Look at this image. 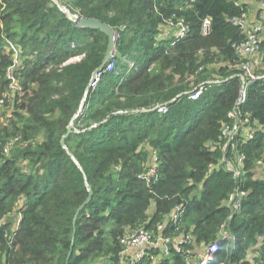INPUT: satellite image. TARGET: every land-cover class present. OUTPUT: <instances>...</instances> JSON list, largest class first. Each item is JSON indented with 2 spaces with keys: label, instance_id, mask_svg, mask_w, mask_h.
<instances>
[{
  "label": "trees",
  "instance_id": "trees-1",
  "mask_svg": "<svg viewBox=\"0 0 264 264\" xmlns=\"http://www.w3.org/2000/svg\"><path fill=\"white\" fill-rule=\"evenodd\" d=\"M60 1L68 13L53 0H0L3 105L14 94L9 116L0 109L6 116L0 123V264H196L199 249L211 243L218 249L208 264H264V79L248 85L242 106L254 131L238 145L244 174L235 180L214 167L221 158L216 143L240 91L239 79L229 77L239 73L233 44L244 34L230 20L246 4ZM70 14L99 19L119 34L113 69H103L94 88L89 83L107 36L78 27ZM172 17L190 28L176 42L172 32L161 34ZM74 57L80 59L70 62ZM217 77L229 79L188 99L185 92ZM165 103L168 112L153 109ZM153 156L157 167L148 179ZM88 185L92 197L73 224ZM235 188L244 192L238 212L224 203ZM228 219L232 253L222 235ZM160 223V235L171 239L168 255L159 247L138 259L126 253L127 229L157 231Z\"/></svg>",
  "mask_w": 264,
  "mask_h": 264
},
{
  "label": "built area",
  "instance_id": "built-area-1",
  "mask_svg": "<svg viewBox=\"0 0 264 264\" xmlns=\"http://www.w3.org/2000/svg\"><path fill=\"white\" fill-rule=\"evenodd\" d=\"M193 1V0H191ZM236 4L244 3L241 0H232ZM259 20L253 25H249L248 11L242 13L240 16L231 18L233 25L238 26L241 32L244 34V38L239 43H234L233 47L236 54L240 59L239 73L233 74L229 78L237 77L240 81V91L239 96L233 105L232 109L228 112V118L230 122L225 124L222 127L221 133L219 135L218 146L221 150V158L219 162L214 166L217 168H223L225 171L231 173L233 179L239 180L244 174L243 164L245 160L244 153L238 150V145L240 141H246L252 138L253 128L250 121V117L247 113L243 112L242 106L247 98V87L250 83L264 79V73H256L253 70V63L260 53L261 43L263 41L264 35V0H259ZM60 8V7H59ZM63 12L68 13L66 7L60 8ZM167 29L172 32L174 37L173 42L183 39L189 33V25L182 18L172 17L167 21ZM201 30L203 34H207L210 31V19L205 18L203 20ZM80 57H74L70 59V62L79 60ZM106 71L113 69V62H108L104 68ZM102 71L98 72L94 79L90 80L89 87L94 88L101 76ZM229 78H211L206 81H202L191 90L185 92L188 99L196 100L198 99L206 89L211 85H219ZM12 87H15L13 81ZM173 99L172 101H174ZM4 100L0 98V105H3ZM169 106L165 104H159L153 107L160 114L168 112ZM247 129V130H245ZM213 146V145H212ZM260 164L261 161H258ZM157 167V161L155 156H153L150 168L146 169L144 175L148 179H151L155 174V168ZM244 195L243 191H240L239 188H235L231 192L225 204L231 209L232 212H238L240 210V200ZM177 207L171 218L176 219L178 217ZM163 228V223L157 225V234L159 237H154L151 233L152 230H146L144 227H137L135 229H127L124 237L121 239L125 251L127 252L130 248H138L139 250L133 254L134 259H138L142 256L145 250L148 247H157L161 248L164 255L169 254V249L167 243L171 241L170 238H163L160 235V230ZM185 238H181L179 241L174 243V248L179 251V245L185 242ZM218 246L216 243H211L206 249L204 254L199 260V264H208L212 259L214 253L217 251Z\"/></svg>",
  "mask_w": 264,
  "mask_h": 264
},
{
  "label": "water",
  "instance_id": "water-1",
  "mask_svg": "<svg viewBox=\"0 0 264 264\" xmlns=\"http://www.w3.org/2000/svg\"><path fill=\"white\" fill-rule=\"evenodd\" d=\"M58 6L60 8H63L62 5L58 4ZM70 19L73 20L74 22H76L78 27H82V28L87 27V28L98 29V30L102 31L103 33H105L107 36L106 52H105L102 63L99 65V67L94 71V73L92 75L91 79H94L96 77L97 73L102 71L105 68L106 64L110 61V59L112 57H114V55L116 53V43H117V39H118L119 34L113 27H111L110 25H108V24H106V23H104L101 20L96 19V18L70 14ZM84 99H85V97H84ZM72 127H73L72 123H70V125L67 127L66 133L61 138L60 143L63 147H65V138L70 134ZM87 187H88V196H87L86 200L77 208L76 213H75V217L73 220V224H75L76 217H77L78 213L84 208V206L90 201V199L92 197L93 190H92L90 185H88ZM230 221H231V219H228V221H227V237L229 239V252L232 253L233 248H234V237H233V234H232L231 229H230ZM70 253H71V251H69L68 257L70 255ZM68 257H67V259H68ZM227 264H232L230 259L228 260Z\"/></svg>",
  "mask_w": 264,
  "mask_h": 264
},
{
  "label": "rangeland",
  "instance_id": "rangeland-1",
  "mask_svg": "<svg viewBox=\"0 0 264 264\" xmlns=\"http://www.w3.org/2000/svg\"><path fill=\"white\" fill-rule=\"evenodd\" d=\"M53 1L55 3H57V5L58 4L59 5H62V3H61L60 0H53ZM241 1H243L245 3V0H241ZM251 1H249V3H247L246 6L248 7V10L252 13L254 11L255 5H256V3L254 1L257 2L258 0H254L252 2ZM169 31H170L169 29H163L162 32H161V34L165 36V35H167L169 33ZM124 59H126V57ZM254 63H255L254 64V67H255V69L257 71H259V72L260 71H264V51L263 50L260 52V54L257 55L256 62H254ZM129 64H130V66H133V63L132 62H130ZM214 67L216 68L218 66H216L215 64L214 65H210L209 66V69H214ZM189 79L191 80V83L190 84L192 85L194 80H193L192 77H190ZM209 79H211V78H209ZM11 88L13 90L16 89V87H11ZM6 97H7V100H8V102L6 104H8V105H6V104L5 105H0V109H1V112L3 111V112H6L7 113L6 116H9V114L11 112V107L13 105L14 94L12 92L11 93H8ZM6 116L5 115H3L2 117L0 116V123H3L4 124L6 122V119H5ZM72 126H73V124H72ZM245 130H247V129H245ZM141 227H143V226H141ZM151 233H152V235L154 237H159V235L157 234V231L156 230H152ZM157 247H159V245ZM156 259H158V258H156Z\"/></svg>",
  "mask_w": 264,
  "mask_h": 264
},
{
  "label": "crops",
  "instance_id": "crops-1",
  "mask_svg": "<svg viewBox=\"0 0 264 264\" xmlns=\"http://www.w3.org/2000/svg\"><path fill=\"white\" fill-rule=\"evenodd\" d=\"M249 1H251V0H245V4H247V3H249ZM252 1H254V0H252ZM251 1V2H252ZM255 3H256V5H255V9H254V11L251 13L249 10H247L248 11V18H249V25H253L255 22H257L258 20H259V11H260V7H259V0L256 2V1H254ZM263 41H264V35H263ZM262 41V42H263ZM254 62H256V59H255V61ZM172 214H173V212L170 214V217L172 216ZM170 217H166L165 218V220L166 219H168V218H170ZM223 236H225V235H227V230L226 231H224L223 232V234H222ZM207 248V247H206ZM205 248V249H206ZM205 249L203 248H200L199 249V251H198V259L200 260V258H201V256L204 254V252H205ZM139 249L138 248H130V249H128L127 250V254L128 255H133V254H135L137 251H138ZM202 250V251H201ZM129 252V253H128ZM196 262V264L198 263V261L196 260L195 261ZM199 264V263H198Z\"/></svg>",
  "mask_w": 264,
  "mask_h": 264
}]
</instances>
